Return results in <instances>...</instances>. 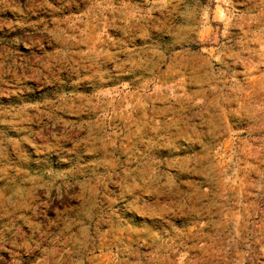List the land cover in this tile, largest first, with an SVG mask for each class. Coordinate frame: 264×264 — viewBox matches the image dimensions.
Returning a JSON list of instances; mask_svg holds the SVG:
<instances>
[{
	"label": "clouds",
	"instance_id": "obj_1",
	"mask_svg": "<svg viewBox=\"0 0 264 264\" xmlns=\"http://www.w3.org/2000/svg\"><path fill=\"white\" fill-rule=\"evenodd\" d=\"M0 264H264V0H0Z\"/></svg>",
	"mask_w": 264,
	"mask_h": 264
}]
</instances>
